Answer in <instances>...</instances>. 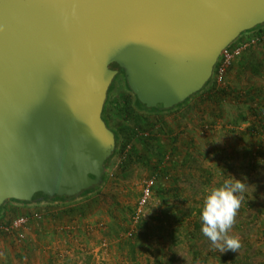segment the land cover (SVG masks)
Wrapping results in <instances>:
<instances>
[{
  "label": "water",
  "instance_id": "95a60500",
  "mask_svg": "<svg viewBox=\"0 0 264 264\" xmlns=\"http://www.w3.org/2000/svg\"><path fill=\"white\" fill-rule=\"evenodd\" d=\"M261 24L264 0H0V206L101 183L118 72L145 107L172 108Z\"/></svg>",
  "mask_w": 264,
  "mask_h": 264
},
{
  "label": "rangeland",
  "instance_id": "374dc122",
  "mask_svg": "<svg viewBox=\"0 0 264 264\" xmlns=\"http://www.w3.org/2000/svg\"><path fill=\"white\" fill-rule=\"evenodd\" d=\"M244 56L234 59L218 89L211 76L206 91L216 89L213 94L203 91L170 112L142 111L137 133L121 135L119 152L105 168L106 181L97 191L45 205L54 236L73 241L78 250L61 257L63 264H264V43ZM115 83L124 87L121 77ZM120 92L124 90L115 92L107 105L109 125L135 127V112L123 110ZM150 137L159 142L160 162L143 144L142 138ZM132 148L139 155L132 153L129 159ZM156 163L157 174L152 171ZM150 175L156 179L144 213L134 236L123 239L142 181ZM235 179L245 183V190L238 193L241 205L228 235L238 238L241 247L220 251L201 232L200 211L207 190ZM9 202L15 203L3 205L1 222L19 215L16 206L7 208ZM66 224L76 229L61 231L59 226ZM81 235L115 243L94 256L90 246H80ZM0 250L1 264H9V251Z\"/></svg>",
  "mask_w": 264,
  "mask_h": 264
},
{
  "label": "built area",
  "instance_id": "2783aa9c",
  "mask_svg": "<svg viewBox=\"0 0 264 264\" xmlns=\"http://www.w3.org/2000/svg\"><path fill=\"white\" fill-rule=\"evenodd\" d=\"M261 43H264V32L252 34L244 33L240 35L233 43L222 50L212 73V77L216 83V89H218V87L224 81L226 72L230 68L234 59L240 57L242 54ZM215 90H212L210 94H213ZM155 179V175H150L143 179L140 195L137 199L134 210L129 217L128 225L121 234L123 239H129L134 236L136 226L141 219L146 204L152 194V188L155 184ZM57 209H65V206H58ZM46 213L48 212L34 209L25 214H21L12 218L9 222L0 221V232L5 235L12 236L16 244H18L24 240L26 232L31 229V223L34 221L36 222L43 220ZM96 225L97 224H95L92 228H94ZM98 225L102 226V223ZM59 229L61 231H73L76 229V227L73 224H66L59 226ZM109 247L110 241L106 237H102L99 239L97 246L91 249L90 253L94 256H97L99 253H105Z\"/></svg>",
  "mask_w": 264,
  "mask_h": 264
},
{
  "label": "crops",
  "instance_id": "0c3cea01",
  "mask_svg": "<svg viewBox=\"0 0 264 264\" xmlns=\"http://www.w3.org/2000/svg\"><path fill=\"white\" fill-rule=\"evenodd\" d=\"M244 57L245 56L243 55V57L241 58ZM244 64H241V66H244ZM236 73L238 74L239 72ZM256 96L257 95H254V99L257 98ZM251 99H253V97H251ZM253 103L256 104L254 101ZM52 204H54V202H46L41 200L30 202L27 204L28 206H26V204H22L18 202L15 203L9 202L7 208L17 207L16 209H18V213L19 215H21L34 209L42 210L44 209L45 205H52ZM2 215L3 213L1 212V216ZM50 222L51 220H48L46 217L41 221L32 222L31 229H29L26 232L24 240H22L18 244H16L12 236L5 235L0 232V247L5 252L9 251L10 254L9 264H63V262L60 259L61 257H64L65 255H72L73 251H78L77 248H75V250L73 248V246L76 247L75 244L71 245V242L73 241H70L65 237L62 238L61 236H57V235L54 236L53 234L54 226L53 228L50 227L51 225ZM90 226L93 227L92 224ZM93 235L90 236L88 240H85L86 238L83 235L79 236L80 237L79 242L81 243L80 246L84 245L86 246V249L88 246H90L87 250L89 251L90 249L91 251V248L95 247V242L97 245L99 239L102 238V236L94 237ZM76 237H78V235L75 236V239ZM84 240L86 243H88V245L84 244L83 242ZM113 243H115V241H113L112 243L110 242L111 244L110 248L113 247L112 245ZM2 255L4 254L2 250H0V264L2 262L1 260ZM65 260H70V259L66 258ZM107 260L108 259L106 258V261ZM74 263H76L75 260H73V262H70V264H74Z\"/></svg>",
  "mask_w": 264,
  "mask_h": 264
},
{
  "label": "trees",
  "instance_id": "16d2710c",
  "mask_svg": "<svg viewBox=\"0 0 264 264\" xmlns=\"http://www.w3.org/2000/svg\"><path fill=\"white\" fill-rule=\"evenodd\" d=\"M248 32H249L248 34L264 32V24L258 25L255 28L249 30ZM248 52L249 51L245 52L244 54H246ZM120 77L123 80L124 87L123 86L118 87L117 84L115 83L116 79H118ZM210 83H211L210 81H207L205 86L200 91L192 94L190 97L185 99L183 102L175 105L172 108H166V109L147 108L143 104H141L137 100L136 96L130 91V89H129L126 81H125L123 71L121 70V72L113 79L112 83L110 84V86L108 88L106 100H105L103 110H102V119L104 120L107 127H109L113 131L114 137H115V150L112 153V155L104 162L105 168H108L111 159L114 157V155L116 153L119 152L118 151V149H119L118 145L120 142L121 135L125 136V134H126V135H129L130 137H133L134 134L137 133L136 127L138 126L137 125L138 119H142V116L140 115L142 111L150 114V113L170 112V111L176 110V109L180 108L182 105H184L186 102H188L192 98V96L199 94V93H202L203 91H206L207 87L210 86ZM122 89L124 90V92L122 94L120 92L119 94H121V98H123V101L125 102V106L123 107V110L126 112H131V113L135 112L133 114L132 118H133V120H136V122H135V127H129L127 125H123L122 127L120 126L118 129H114L109 125V121H108V118L106 116V110H107V105L110 102L113 95L115 94V92L123 91ZM211 91H212V89H210L209 92L206 91L207 95H211L210 94ZM221 92H223V91H221ZM142 140H143V144H145V146H147V149H151L152 155L158 160V162H160L161 159L163 158V153H162L161 148H159V142L156 139H154L153 137L142 138ZM132 153H134L135 155H139L136 151V148H132V150L129 153V156H130L129 159L132 158V155H133ZM148 159H150V158L148 157ZM122 168L124 170L125 166ZM156 170H157V163L153 164V167H152V171L157 174ZM106 175H107L106 173L103 174L102 181L100 184H98L94 187H91L89 189H86L79 196H86L90 193L97 191L100 188V186H102L105 183ZM74 199H76V197L55 196V197H44L41 199V201L54 202L56 204H60V203L64 204V203H66L68 201H72ZM11 201L22 203V204L30 203L27 201H19V200H11ZM3 205L0 206V221H2L4 219L3 218L4 216H1V210L3 208Z\"/></svg>",
  "mask_w": 264,
  "mask_h": 264
},
{
  "label": "clouds",
  "instance_id": "9594fccd",
  "mask_svg": "<svg viewBox=\"0 0 264 264\" xmlns=\"http://www.w3.org/2000/svg\"><path fill=\"white\" fill-rule=\"evenodd\" d=\"M244 190L245 183L235 179V182L225 181L222 185L207 190L204 196L200 211L201 232L220 251H236L241 247L239 239L229 236L228 230L234 224L241 205L238 193Z\"/></svg>",
  "mask_w": 264,
  "mask_h": 264
},
{
  "label": "flooded vegetation",
  "instance_id": "af4514ba",
  "mask_svg": "<svg viewBox=\"0 0 264 264\" xmlns=\"http://www.w3.org/2000/svg\"><path fill=\"white\" fill-rule=\"evenodd\" d=\"M120 72H121V71H120ZM120 72H118L117 75H118ZM117 75H116V76H117ZM116 76H115V77H116Z\"/></svg>",
  "mask_w": 264,
  "mask_h": 264
}]
</instances>
